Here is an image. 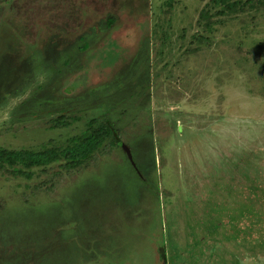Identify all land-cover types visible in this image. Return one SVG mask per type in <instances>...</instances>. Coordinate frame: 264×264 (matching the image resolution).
<instances>
[{"label": "rangeland", "instance_id": "374dc122", "mask_svg": "<svg viewBox=\"0 0 264 264\" xmlns=\"http://www.w3.org/2000/svg\"><path fill=\"white\" fill-rule=\"evenodd\" d=\"M229 2L0 0V149L118 136L0 171V264H264V0Z\"/></svg>", "mask_w": 264, "mask_h": 264}, {"label": "trees", "instance_id": "16d2710c", "mask_svg": "<svg viewBox=\"0 0 264 264\" xmlns=\"http://www.w3.org/2000/svg\"><path fill=\"white\" fill-rule=\"evenodd\" d=\"M229 1L210 0L214 7H220L222 14L233 9L235 4ZM62 119L64 118H56L53 127L66 126L67 123ZM108 139L118 140L115 128L108 121L97 124L91 120L80 135L70 138L61 149L43 148L40 151L0 149V171L12 176H29L24 169L42 168L61 160L64 161V170H73L84 165Z\"/></svg>", "mask_w": 264, "mask_h": 264}, {"label": "water", "instance_id": "95a60500", "mask_svg": "<svg viewBox=\"0 0 264 264\" xmlns=\"http://www.w3.org/2000/svg\"><path fill=\"white\" fill-rule=\"evenodd\" d=\"M121 146H122L123 149L126 151V153L128 154V156L130 157L129 149H128L125 145H123V144H121ZM160 253H161V257H162V263H163V264H166V261H165V259H164V252L160 250Z\"/></svg>", "mask_w": 264, "mask_h": 264}, {"label": "flooded vegetation", "instance_id": "af4514ba", "mask_svg": "<svg viewBox=\"0 0 264 264\" xmlns=\"http://www.w3.org/2000/svg\"><path fill=\"white\" fill-rule=\"evenodd\" d=\"M158 255H159V253H158Z\"/></svg>", "mask_w": 264, "mask_h": 264}, {"label": "crops", "instance_id": "0c3cea01", "mask_svg": "<svg viewBox=\"0 0 264 264\" xmlns=\"http://www.w3.org/2000/svg\"><path fill=\"white\" fill-rule=\"evenodd\" d=\"M167 262V261H166Z\"/></svg>", "mask_w": 264, "mask_h": 264}]
</instances>
